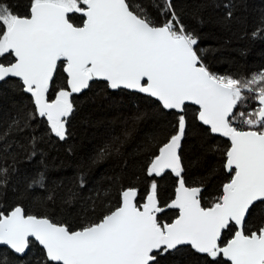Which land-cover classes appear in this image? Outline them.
<instances>
[{
	"label": "snow or ice",
	"instance_id": "snow-or-ice-1",
	"mask_svg": "<svg viewBox=\"0 0 264 264\" xmlns=\"http://www.w3.org/2000/svg\"><path fill=\"white\" fill-rule=\"evenodd\" d=\"M223 7L227 25L236 4L228 0ZM251 36H264V19ZM200 40L175 0H29L23 16L12 0H0V82L18 78L33 105L0 129V264H162L189 250L204 264H264V69L214 72ZM61 74L64 86L57 87ZM98 81L144 94L173 117L144 146L145 191L117 178L116 205H103L98 219L79 227L8 204L9 191L22 194L12 183L17 165L42 155L43 137L32 122L43 120L49 135L66 141L78 110L74 96ZM26 132L27 143H20ZM127 135L110 138L91 163L118 155ZM197 136L203 156L218 152L217 140L226 142L219 155L227 182L207 205L185 162ZM168 177L175 180L174 193L162 203L160 181ZM45 181L39 172L25 178L24 190L47 191ZM85 187L81 176L79 188ZM77 195L68 187L64 202ZM102 195L108 193H95ZM166 209L176 210L171 221L161 215Z\"/></svg>",
	"mask_w": 264,
	"mask_h": 264
},
{
	"label": "trees",
	"instance_id": "trees-1",
	"mask_svg": "<svg viewBox=\"0 0 264 264\" xmlns=\"http://www.w3.org/2000/svg\"><path fill=\"white\" fill-rule=\"evenodd\" d=\"M134 3L149 0H133ZM228 0H175L182 10L185 23L200 35V47L205 49V62L211 70L220 74L248 75L264 69V36L252 38L251 33L261 26L264 19V0H234V18L227 25L222 21L225 14L224 3ZM16 11L22 16L28 14L29 0H12ZM155 15V10L150 9ZM79 14H77L78 16ZM79 23V20H77ZM64 86L61 74L57 87ZM78 110L70 122L71 135L66 141H59L47 132L43 120L32 122L39 142L38 155L32 160H24L17 165L18 173L12 177L17 195L7 194L8 204H21L33 215L47 216L56 222L69 223L73 227L94 222L99 218L102 206H115L120 185L136 184L143 193L147 179L142 171L146 153L144 146L164 128H168L173 117L162 113L158 105L144 94L112 91L103 81H98L86 94L74 96ZM32 99L24 93L19 80L0 83V129H3L18 113L32 110ZM142 115L141 119H136ZM128 133L120 153L102 162L92 164L97 150L114 136L123 137ZM26 132L18 137L20 143H27ZM226 142L217 140V153L203 156L201 141L194 137L185 149L188 177L197 186H203L205 205L212 203L220 194L222 184L227 182V173L221 168L222 152ZM43 172L47 191L39 188L24 190L25 178L35 177ZM83 176L86 187L79 188V178ZM175 180L168 177L160 181L161 201L170 200L174 193ZM72 187L78 193L70 203L64 202V193ZM107 192L108 196L96 198L95 193ZM53 194V200L47 196ZM92 200H96L93 208ZM166 221L176 216V210H165L161 214ZM252 226L259 225V217H254ZM231 238V234H228ZM33 256L38 255L34 250ZM162 264H204L202 257L194 252L166 257Z\"/></svg>",
	"mask_w": 264,
	"mask_h": 264
},
{
	"label": "water",
	"instance_id": "water-1",
	"mask_svg": "<svg viewBox=\"0 0 264 264\" xmlns=\"http://www.w3.org/2000/svg\"><path fill=\"white\" fill-rule=\"evenodd\" d=\"M14 79H17L18 80V78H14ZM0 83H2V82H0ZM112 91H116V90H112ZM127 91H129V90H127ZM130 92H132V91H130ZM30 95V94H29ZM168 209H166V211H167Z\"/></svg>",
	"mask_w": 264,
	"mask_h": 264
}]
</instances>
